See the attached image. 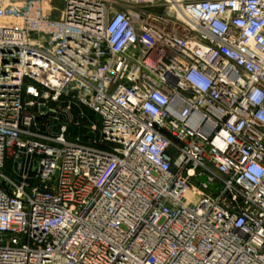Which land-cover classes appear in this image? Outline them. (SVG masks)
<instances>
[{
  "label": "built area",
  "instance_id": "built-area-1",
  "mask_svg": "<svg viewBox=\"0 0 264 264\" xmlns=\"http://www.w3.org/2000/svg\"><path fill=\"white\" fill-rule=\"evenodd\" d=\"M0 264H264V0H0Z\"/></svg>",
  "mask_w": 264,
  "mask_h": 264
},
{
  "label": "water",
  "instance_id": "water-1",
  "mask_svg": "<svg viewBox=\"0 0 264 264\" xmlns=\"http://www.w3.org/2000/svg\"><path fill=\"white\" fill-rule=\"evenodd\" d=\"M201 181H205V178H203V177H201V178H199ZM211 188H214V186L213 185H211L210 186Z\"/></svg>",
  "mask_w": 264,
  "mask_h": 264
}]
</instances>
